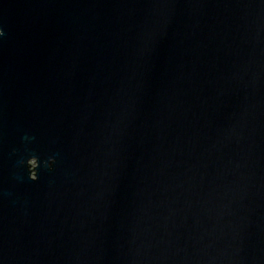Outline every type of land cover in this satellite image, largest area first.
Instances as JSON below:
<instances>
[{
    "label": "water",
    "instance_id": "95a60500",
    "mask_svg": "<svg viewBox=\"0 0 264 264\" xmlns=\"http://www.w3.org/2000/svg\"><path fill=\"white\" fill-rule=\"evenodd\" d=\"M0 264H264V0H0Z\"/></svg>",
    "mask_w": 264,
    "mask_h": 264
},
{
    "label": "clouds",
    "instance_id": "9594fccd",
    "mask_svg": "<svg viewBox=\"0 0 264 264\" xmlns=\"http://www.w3.org/2000/svg\"><path fill=\"white\" fill-rule=\"evenodd\" d=\"M35 159L36 160V158L35 157H32V158H29L28 160H27V162H26V164H27V168H28V170H29V179L30 180H32V181H36L37 180V173H36V171H35V169L37 168V165H36V167L34 168V169H32L31 171H30V168H29V164H28V161L30 160V159ZM37 161V160H36ZM52 163V161H51V159L49 160V164H51Z\"/></svg>",
    "mask_w": 264,
    "mask_h": 264
}]
</instances>
